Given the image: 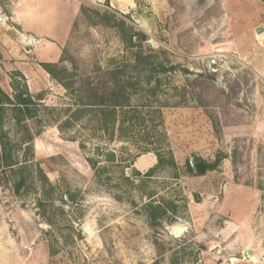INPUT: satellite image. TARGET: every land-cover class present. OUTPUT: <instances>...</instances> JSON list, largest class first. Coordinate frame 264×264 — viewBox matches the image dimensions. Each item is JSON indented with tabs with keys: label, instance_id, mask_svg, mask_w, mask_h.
Masks as SVG:
<instances>
[{
	"label": "rangeland",
	"instance_id": "obj_1",
	"mask_svg": "<svg viewBox=\"0 0 264 264\" xmlns=\"http://www.w3.org/2000/svg\"><path fill=\"white\" fill-rule=\"evenodd\" d=\"M70 2L55 54L0 41L1 90L34 102L0 118V264H264V0Z\"/></svg>",
	"mask_w": 264,
	"mask_h": 264
},
{
	"label": "crops",
	"instance_id": "obj_2",
	"mask_svg": "<svg viewBox=\"0 0 264 264\" xmlns=\"http://www.w3.org/2000/svg\"><path fill=\"white\" fill-rule=\"evenodd\" d=\"M7 1L6 5H2L4 7L2 12L0 11V41L2 43L6 44L7 41L5 31H9L14 26L22 34L35 38L38 41L36 48L38 44H43L39 48V53L49 57L51 53L55 54L57 46L64 44L68 39L71 22L77 15V7L70 0ZM2 6L0 5V9ZM23 57L27 56L23 55ZM27 58V61L34 60V58ZM31 64L36 65L33 62ZM31 80L29 78L28 81Z\"/></svg>",
	"mask_w": 264,
	"mask_h": 264
},
{
	"label": "trees",
	"instance_id": "obj_3",
	"mask_svg": "<svg viewBox=\"0 0 264 264\" xmlns=\"http://www.w3.org/2000/svg\"><path fill=\"white\" fill-rule=\"evenodd\" d=\"M142 39H145V35L142 33H137L134 32L131 34V36L128 38V40L130 42H133V40L135 38H138V36ZM118 95V93L113 94V96ZM94 97V96H92ZM15 100L16 102H14L9 95H7L6 93H4L1 88H0V118H1V114L2 111L4 110V106L6 104L8 105H13L15 111L18 114H22L25 113L26 115H31V111H30V105L33 104V100L31 99V97L24 91V90H19L15 93ZM101 101H103L101 99ZM105 101V100H104ZM93 102L95 103V97L93 99ZM102 104V103H100ZM115 106V103L112 104ZM17 118L20 120L22 119V117L17 116ZM1 147V146H0ZM170 157V163L174 164V160L171 154H169ZM158 163L154 166L151 167L148 172L147 175H151L158 167H159V161L160 157H158ZM88 161H91L90 159H87ZM193 166H191L190 162L187 161L186 162V170L193 175H202L204 174L207 170L210 169H214V167L217 165V161L214 162H206L204 160H202L201 158H194L192 160ZM13 164H15L13 161L10 160V162H7L6 165L7 166H12ZM134 174L135 175H139L140 173L137 170H134ZM22 183H24V179L21 178L20 180H18L17 182H15V188L16 190H18L20 188V186L22 185ZM153 196V194H148L147 197L151 198ZM64 199V198H63ZM162 199V198H161ZM66 201V200H64ZM143 209L146 213L147 219H148V223L149 226L151 228H155L158 225H161L162 222H166V223H171L172 222V218H170V215L177 213V204L174 200H155V199H150L148 202H146L143 206ZM46 220L49 221V219L47 217H45Z\"/></svg>",
	"mask_w": 264,
	"mask_h": 264
},
{
	"label": "water",
	"instance_id": "obj_4",
	"mask_svg": "<svg viewBox=\"0 0 264 264\" xmlns=\"http://www.w3.org/2000/svg\"><path fill=\"white\" fill-rule=\"evenodd\" d=\"M191 166H193L192 160L189 161ZM65 200H67L66 196L64 195Z\"/></svg>",
	"mask_w": 264,
	"mask_h": 264
},
{
	"label": "built area",
	"instance_id": "obj_5",
	"mask_svg": "<svg viewBox=\"0 0 264 264\" xmlns=\"http://www.w3.org/2000/svg\"><path fill=\"white\" fill-rule=\"evenodd\" d=\"M30 42V41H29Z\"/></svg>",
	"mask_w": 264,
	"mask_h": 264
}]
</instances>
